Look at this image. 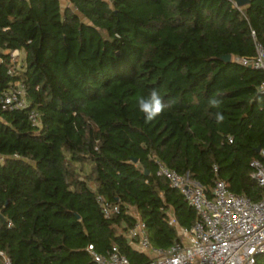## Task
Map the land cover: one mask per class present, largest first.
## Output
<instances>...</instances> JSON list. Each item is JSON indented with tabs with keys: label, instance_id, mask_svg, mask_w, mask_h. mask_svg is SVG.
I'll return each instance as SVG.
<instances>
[{
	"label": "trees",
	"instance_id": "16d2710c",
	"mask_svg": "<svg viewBox=\"0 0 264 264\" xmlns=\"http://www.w3.org/2000/svg\"><path fill=\"white\" fill-rule=\"evenodd\" d=\"M67 1L0 0V95L22 83L27 101L0 108V252L10 264H97L89 245L147 264L126 240L137 218L162 250L175 223L198 219L158 163L209 195L218 176L259 200L250 163L264 148V74L219 59L264 47V0ZM152 89L169 107L146 122L137 100ZM97 196L119 211L105 218Z\"/></svg>",
	"mask_w": 264,
	"mask_h": 264
},
{
	"label": "built area",
	"instance_id": "2783aa9c",
	"mask_svg": "<svg viewBox=\"0 0 264 264\" xmlns=\"http://www.w3.org/2000/svg\"><path fill=\"white\" fill-rule=\"evenodd\" d=\"M252 35L255 36L254 31ZM235 62L261 70L264 74V47L256 42L255 53L251 57H232ZM258 90L264 93V77ZM27 107L25 89L16 83L0 95V108L3 110L24 109ZM29 118L39 124V114L31 111ZM250 176L262 188L259 200H251L243 194L232 193L226 182L216 177L210 188V195L198 183L182 176L176 171L158 163V175L165 177L169 185L182 193L198 216L190 228H183L175 220L177 239L167 249H156L150 244L145 224L136 219L127 235L138 251L150 258L147 264H256L259 255L264 254V148L260 157L250 163ZM216 171V167H214ZM102 213L109 218L119 211L117 205L97 196ZM88 251L97 264H132L112 246L105 255ZM3 264H10L9 258L0 252Z\"/></svg>",
	"mask_w": 264,
	"mask_h": 264
},
{
	"label": "clouds",
	"instance_id": "9594fccd",
	"mask_svg": "<svg viewBox=\"0 0 264 264\" xmlns=\"http://www.w3.org/2000/svg\"><path fill=\"white\" fill-rule=\"evenodd\" d=\"M210 104L212 107L218 108L220 106V101L212 99L210 100ZM137 106L139 111L144 114L146 122L153 121L161 115L167 107H169L156 89H152L146 97H139L137 100ZM215 120L217 124H221L224 121V116L217 112L215 114Z\"/></svg>",
	"mask_w": 264,
	"mask_h": 264
},
{
	"label": "water",
	"instance_id": "95a60500",
	"mask_svg": "<svg viewBox=\"0 0 264 264\" xmlns=\"http://www.w3.org/2000/svg\"><path fill=\"white\" fill-rule=\"evenodd\" d=\"M235 3V5L238 7V8H242V7H245L247 6L249 3H250V0H231ZM220 61L222 62H225V63H229L232 61V55L231 54H226V55H223L220 57L219 59ZM261 151V147H258L256 149V152L259 153ZM134 162H136L137 160L136 159H133ZM126 240L128 243H131V238L126 236Z\"/></svg>",
	"mask_w": 264,
	"mask_h": 264
},
{
	"label": "rangeland",
	"instance_id": "374dc122",
	"mask_svg": "<svg viewBox=\"0 0 264 264\" xmlns=\"http://www.w3.org/2000/svg\"><path fill=\"white\" fill-rule=\"evenodd\" d=\"M60 2H61V6L62 7H64L66 4H69L67 0H60ZM13 55L16 56L17 63L20 65L22 63V61H23L22 53L19 54L18 52H14ZM131 213H133L134 215L136 214L133 210H131Z\"/></svg>",
	"mask_w": 264,
	"mask_h": 264
},
{
	"label": "crops",
	"instance_id": "0c3cea01",
	"mask_svg": "<svg viewBox=\"0 0 264 264\" xmlns=\"http://www.w3.org/2000/svg\"><path fill=\"white\" fill-rule=\"evenodd\" d=\"M133 247L135 248V245H133Z\"/></svg>",
	"mask_w": 264,
	"mask_h": 264
}]
</instances>
